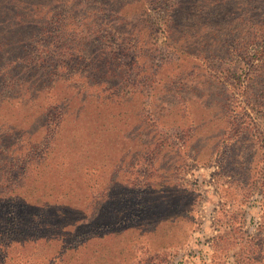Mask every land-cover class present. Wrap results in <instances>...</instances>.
<instances>
[{
    "label": "trees",
    "instance_id": "1",
    "mask_svg": "<svg viewBox=\"0 0 264 264\" xmlns=\"http://www.w3.org/2000/svg\"><path fill=\"white\" fill-rule=\"evenodd\" d=\"M38 1L0 2V264H135L136 261L118 262L123 249L111 248L107 241L116 226L121 230V225L129 219L146 213L144 196L139 199L137 211L130 216L126 212L127 206L121 205L111 212L110 206L99 212L102 205L112 203L108 196L112 183L107 184L101 179L98 171L102 173V170L96 168L98 164H71L74 161L64 156L53 158L57 161L55 164L41 163L35 159V154L39 153L40 157L44 149L35 143L27 146L21 143L27 132L33 133L29 126L37 114L41 128L53 134L70 108L69 99L80 96L79 102L85 104L81 107L86 110L95 106L93 102L107 104L106 99L93 90L100 85L112 83L114 101L120 104L125 93L116 89L115 86L120 85H114L113 80L128 82L130 101L140 90L146 95L143 98H147L150 91L144 90L145 86L155 83L158 70L150 74L147 67L144 72L140 68L144 62L161 66L155 56L174 40L179 29L184 28L181 15H188L195 2L143 0L138 8L124 9L98 2H85L79 6V2ZM69 7L70 11L67 10ZM134 17L138 20L134 21ZM184 53L189 57V51ZM4 64L7 66L3 67ZM64 64L68 66L61 70ZM254 67V85L264 84V52L258 55ZM141 74L145 80H141ZM31 76L34 80L45 78L51 83L57 81V84L24 85L22 81ZM71 76L78 77L73 85L76 89L61 90V81ZM162 81H157L156 85ZM137 82L142 88L135 87ZM16 93L26 98L22 102L12 101ZM42 94H49L53 99L45 104L35 101L36 96ZM254 97H257L255 92ZM255 103L258 104L254 108L257 111L254 125L257 127L258 119L264 117V108ZM149 109L147 120L142 108L137 110L136 119L120 120L125 129L120 133L121 139H117L123 142L124 148L133 143L137 162L145 146L144 137H151V128H156L158 120L157 108ZM98 110L90 109L92 114L85 118L87 130L100 127L109 134L115 131L119 119L113 118L108 124L105 118H100L102 112ZM119 113V116L125 114ZM261 121L264 123V118ZM73 123L77 125L76 119ZM129 124H135L136 130L126 135ZM239 128L237 132L245 130L243 125ZM263 133L264 130L258 136L261 149L254 154V165L250 170L239 174L234 168L222 166L218 172V176H228L221 184L224 199L238 195L245 203L254 195L259 215L254 234H248L245 229L242 240H235L228 247H222L223 238L218 237L220 244L216 243L209 264H264ZM127 157V152L120 157L115 155L116 160L124 163ZM149 158L152 161L154 157ZM165 158L167 155L162 154L159 159ZM117 165L122 167V164ZM129 168L139 176L144 173L133 168V164L126 169ZM220 180L218 178V182ZM139 186L134 193L138 192ZM145 191L148 192V186ZM130 196L131 204L134 198ZM100 201L102 203H98ZM244 224L242 221L239 230H243ZM229 250L235 251L236 260H222L224 252ZM234 255L230 254L229 258ZM137 264H143L142 260Z\"/></svg>",
    "mask_w": 264,
    "mask_h": 264
},
{
    "label": "rangeland",
    "instance_id": "2",
    "mask_svg": "<svg viewBox=\"0 0 264 264\" xmlns=\"http://www.w3.org/2000/svg\"><path fill=\"white\" fill-rule=\"evenodd\" d=\"M51 1L57 0L38 2ZM60 2H79V6L85 2H98L111 8L125 9L140 7L143 0ZM194 2L189 14L181 15L184 28L179 29L174 40L155 56V61L161 66L154 67L150 62H144L140 68L144 72L147 67L150 74L158 70L155 83L145 86L144 90L150 91L147 98H143L145 93L140 90L142 92H137L130 101L128 82L113 80L114 85H120L115 86L116 89L125 93L119 96L120 104L114 101L112 83L100 85L93 90L106 99L107 104L93 102L95 106L86 110L81 107L85 104L79 102L80 96H76L69 99L70 108L65 111L61 125L53 134L41 128L37 114L29 126L33 133L27 132L22 139L24 146L35 143L44 149L40 157L39 153L35 154V159L41 163L55 164L57 161L53 158L64 156L74 161L71 164H98L96 168L102 170V173L98 171L101 179L107 184L112 183L108 188L109 202L112 203L102 205L99 212H104L109 206L111 212L121 205L127 206L126 212L130 216L137 211L139 199L144 196L146 213H135L137 216L122 224L121 230L116 226L107 241L111 248L123 249L118 262L136 261L137 264L142 260L143 264H209L215 246L220 244L218 237L223 238L222 247L232 245L235 240L240 242L245 229L248 234H254L259 219L254 195L245 203L238 195H233L230 200L224 199L221 184L228 176H218V172L225 166L234 168L235 173L245 174L254 165V154L261 149L258 136L264 130L261 121L264 117L261 120L257 118L260 123L256 127L254 117L257 111L254 108L258 107L255 102L264 108V84L254 85V62L264 52V0ZM67 10L70 11L71 7ZM184 51H189V57ZM67 66L64 64L61 70ZM140 76L145 80L144 74ZM47 80H34L31 76L22 82L36 86L57 84V81L51 83ZM160 80L163 81L156 85ZM76 81V76L65 78L61 81V90H70ZM136 84L135 87L141 86L139 82ZM75 89L73 87L72 91ZM254 92L257 97H254ZM19 95L16 93L12 101L22 102L26 98ZM124 97L127 98L122 100ZM36 98L35 101L42 104L53 99L49 94L37 95ZM152 106L158 111L156 128H151V137H144L145 146L137 162L133 143L124 148L123 142L117 139L125 129H122L120 120L136 119V114H139L136 112L141 108L147 120ZM95 108L102 112L100 118H105L108 124L113 118L119 119L115 131L109 134L100 127L87 130L85 118H89L92 114L90 109ZM119 111L125 114L119 116ZM75 119L77 125L73 123ZM134 125L129 124L126 135L136 130ZM242 125L245 130L237 132ZM126 152L125 163L115 159V155L120 157ZM162 154L167 158L159 159ZM149 157L154 158L151 161ZM117 164H122V167ZM132 164L133 168L144 172L142 176L136 171L131 172V168L126 169ZM218 178H221L219 182ZM139 184L138 192L134 193ZM147 186L148 192L145 191ZM130 195L134 198L131 204L128 200ZM242 221L244 228L239 230ZM230 254L234 255L235 251L224 252L222 260L237 259L236 255L229 258Z\"/></svg>",
    "mask_w": 264,
    "mask_h": 264
}]
</instances>
